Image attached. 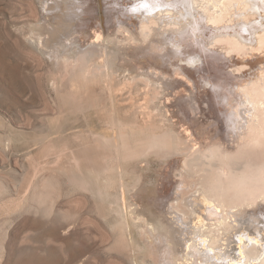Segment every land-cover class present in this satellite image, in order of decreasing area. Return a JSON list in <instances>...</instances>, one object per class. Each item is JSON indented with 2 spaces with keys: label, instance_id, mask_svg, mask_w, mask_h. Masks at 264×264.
<instances>
[{
  "label": "bare ground",
  "instance_id": "obj_1",
  "mask_svg": "<svg viewBox=\"0 0 264 264\" xmlns=\"http://www.w3.org/2000/svg\"><path fill=\"white\" fill-rule=\"evenodd\" d=\"M54 3L65 4L68 19L76 17L79 20L72 31L89 43L85 49L76 51L75 46L73 54L63 55L60 65L70 73V83H67L74 85L77 79L86 82L89 77L96 76L94 70L99 68L96 59L106 55L110 45L138 44L156 35L159 45L164 47L160 57L162 62L170 63L172 59L168 60V57H173L176 67L195 79L197 93L203 86L207 88L205 104L210 110L207 108L206 112L225 126L227 139L211 140L206 132V146H200L189 152L191 157H185L189 153H180L181 148L169 140V137L173 139L172 134L153 132L140 139V146L135 149L133 136L119 131L115 120L111 124L103 123V113L93 110V97L83 98L78 87L63 89L65 77L59 78L58 73L57 78L54 76V85L60 103L56 104L65 111L48 119V131L43 137L10 127L6 134H0V154L8 159L9 165L15 155L27 158L26 168L32 169H46L44 159L56 162L49 158L57 159L62 154L59 166L69 174L71 182L67 197L81 198L83 203L90 205L88 192L94 198L95 211L112 225L123 227V231L126 229L123 234L127 233L134 253L132 264H141L137 255L140 244L133 234V227L139 224L145 230L144 245L150 249L149 255H157L160 259L157 264H264V159L258 161L244 155L246 149L254 155L264 153V0H132L128 5L124 0H46L45 12L52 10ZM123 7H131L132 13L126 12L129 9L124 12ZM83 13L95 17L84 19ZM105 27L116 28V31L107 34ZM119 29L124 34L122 38L118 35ZM99 30V36L92 35ZM31 34L27 39L38 47L42 37ZM60 46L65 51L70 49H66L63 41ZM218 48L222 49L223 55H219ZM234 53L237 55L233 56ZM109 62L105 61L104 65L107 67ZM190 71L196 72L197 78ZM185 78L191 86V78ZM181 139L178 137V141ZM68 147L71 152L63 153ZM108 148L118 162L139 156L140 166L147 165L151 151L163 161L176 155L175 160L182 162L179 184L183 187H176L172 198L159 196L158 208L162 214L156 223L144 218L138 210L139 204H134L135 198L126 196L130 181L120 165L121 192H110L113 181L105 175L104 164L95 160L98 150H102L104 156ZM207 170L215 175L211 183H203L200 179L199 172ZM43 177L39 193L36 176L17 177L15 187L20 188L16 187V198H11L13 191L0 184L2 207L11 211L14 207L11 205L17 202L15 205L20 211L23 208L25 213L44 209L45 219L54 221L43 203L51 205L47 201L51 199L56 177ZM186 177L192 179L189 184ZM223 177L228 179V187L223 185ZM189 188L193 190L184 196V189ZM75 191L83 193L72 197ZM16 216L17 219L21 214ZM79 217L72 221L77 222ZM86 220L90 221L89 218Z\"/></svg>",
  "mask_w": 264,
  "mask_h": 264
},
{
  "label": "rangeland",
  "instance_id": "obj_2",
  "mask_svg": "<svg viewBox=\"0 0 264 264\" xmlns=\"http://www.w3.org/2000/svg\"><path fill=\"white\" fill-rule=\"evenodd\" d=\"M45 1L0 0L1 135L6 134L10 127L15 131L35 137H43L47 134L48 119L57 117L60 112L65 111L57 105L60 103V99L58 100L59 95L54 85V79L60 73L59 78L65 77L62 81L63 89L70 90L71 86L78 87L83 98L93 97L95 105L93 110L103 113L105 116L103 123L111 124L115 120L119 131L133 136L135 149L140 146V139L146 138L153 132L164 135L172 134L173 139L169 137V140L181 148L180 153L185 151L184 154L193 152L200 146L205 147L208 140L206 132L211 140L220 137L221 141H226L225 126L215 116L209 117V111L206 112V109L209 108L205 104V98L208 95L207 88L203 86L202 91L197 93V82L186 72L176 67L173 57H168V60L172 59L173 62H162L160 57L164 47L159 45L156 35L152 36V39L138 44L125 42L110 45L109 54H102L96 59L99 68L103 70L99 71L97 68L94 70L97 75L93 78L89 77L86 82L77 79L73 82L74 85H70L68 81L70 73L63 65H60L63 62V55L73 54L75 46H77L76 51L85 49L89 43L88 40L82 39L72 31L79 20L76 17L68 19L66 15L68 10L64 7V3L59 6L54 3L51 5L52 10L45 12ZM130 2L132 0H124L126 5ZM122 9L124 12L129 9L126 12L132 13L131 7ZM48 12L49 15H46ZM104 15H102L103 18ZM81 17L94 19L95 16L83 13ZM135 29L132 27V31ZM115 31L116 28H104V32L107 34ZM99 32L100 30L92 35L96 36ZM31 33L42 37L38 47H34L27 39L28 36L33 35ZM118 35L120 38L124 36L121 29L118 30ZM60 41L66 43V49L70 48L69 51H65L60 46ZM218 50L219 55L224 54L221 48ZM235 55L237 54L234 53L233 56ZM218 59L221 61V58ZM218 59L215 60L218 61ZM105 61L111 62H109L110 65H107L109 68L104 65ZM106 68L109 69V77ZM176 73H179V78ZM51 75L52 77H50ZM111 75L114 79L111 78ZM193 75L197 78L198 74L194 72ZM185 77L192 79H190L193 83L191 86L186 82ZM111 80H113L112 83ZM183 90L184 93H182ZM50 96L54 98L51 99ZM189 108H191V112L188 110ZM225 131L226 133H224ZM180 136L183 140L178 141ZM65 152H71V147L63 151V153ZM104 152L103 156L101 155L103 151L98 150L95 160L96 163L104 164L105 175L113 181L110 192H121L118 174L122 167L130 181L126 188V196H130L133 200L135 198L134 204H139L138 210L144 215V218L156 223L162 214L158 208L159 196L166 197V199L172 198L176 187H183L179 184L181 180L179 171L183 167L182 162L175 160L176 155L163 161L155 151H151L147 165L145 163L140 166L139 156L118 162L111 154V149H105ZM244 155H247L248 158L250 156L253 160L257 158L258 161L264 159V153L254 155L248 149ZM60 156L62 154L58 155L57 159L49 158L56 162L44 159L46 169H42V167L32 169L31 167L26 168L28 166L27 158L15 155L12 164L9 165L8 159L0 154V184L3 183L13 191L11 198L18 196L17 186L15 187L17 177L36 176L38 179L37 193L42 190L44 175L56 177L53 179L54 185L50 195L51 199L49 198L50 202L47 201L51 205L43 203L50 210L49 213L54 216V221L45 219L42 215L44 209L30 210L25 213L22 208L20 211L15 205L17 202L11 205V207L14 206L11 211H6L2 207L3 200L0 190V213L2 214H0V246L2 247L0 264H132L131 257L134 253L126 236L127 233L123 234L126 229L124 232L123 227H119L117 224L112 225L103 215L101 216L95 211L94 198L88 192L86 195L90 200V205L83 203L81 198L72 200L73 198L67 197L71 182L69 174L59 166ZM185 157H191V153ZM175 165H178L179 168L174 167ZM199 173L203 183L213 182L212 178L215 175L210 170ZM185 180L189 184L192 179L186 177ZM222 183L225 187L229 185L228 179L224 177ZM184 187L186 186L184 185ZM192 190L191 188L184 189V196H187ZM73 193L72 197H79L83 192L75 191ZM18 214H21V217L16 219ZM76 216L80 217L74 223L72 220ZM83 216H87L90 221ZM24 217L27 219H23ZM133 234L134 239L140 244L141 249L137 255L141 264L159 263L160 259L157 255H149L150 249L145 248V230L140 224L138 227H133Z\"/></svg>",
  "mask_w": 264,
  "mask_h": 264
}]
</instances>
